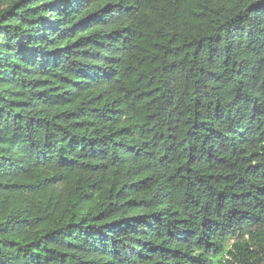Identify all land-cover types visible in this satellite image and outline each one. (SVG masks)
Instances as JSON below:
<instances>
[{
	"label": "trees",
	"instance_id": "obj_1",
	"mask_svg": "<svg viewBox=\"0 0 264 264\" xmlns=\"http://www.w3.org/2000/svg\"><path fill=\"white\" fill-rule=\"evenodd\" d=\"M0 264H264V0H0Z\"/></svg>",
	"mask_w": 264,
	"mask_h": 264
}]
</instances>
